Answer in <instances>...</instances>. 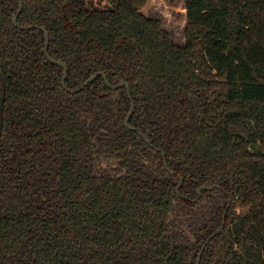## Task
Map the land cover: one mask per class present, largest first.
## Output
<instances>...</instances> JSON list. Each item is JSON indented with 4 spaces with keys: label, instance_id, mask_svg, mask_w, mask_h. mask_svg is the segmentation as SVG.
Instances as JSON below:
<instances>
[{
    "label": "trees",
    "instance_id": "trees-1",
    "mask_svg": "<svg viewBox=\"0 0 264 264\" xmlns=\"http://www.w3.org/2000/svg\"><path fill=\"white\" fill-rule=\"evenodd\" d=\"M147 2L0 0V264H264V0Z\"/></svg>",
    "mask_w": 264,
    "mask_h": 264
},
{
    "label": "rangeland",
    "instance_id": "rangeland-1",
    "mask_svg": "<svg viewBox=\"0 0 264 264\" xmlns=\"http://www.w3.org/2000/svg\"><path fill=\"white\" fill-rule=\"evenodd\" d=\"M185 3L186 0H148L142 13L147 18L158 20L172 39L184 46L187 24Z\"/></svg>",
    "mask_w": 264,
    "mask_h": 264
},
{
    "label": "water",
    "instance_id": "water-1",
    "mask_svg": "<svg viewBox=\"0 0 264 264\" xmlns=\"http://www.w3.org/2000/svg\"><path fill=\"white\" fill-rule=\"evenodd\" d=\"M22 9H23V4H22V2L20 1V8H19L18 12H17V13L14 15V17H13V24L15 25V27H17V28H19V29H22V30H30V29L33 28L32 26H29V27H21V26L17 23L18 18H19V15H20ZM39 29H41V28H39ZM41 30H42V29H41ZM45 39H46V43H45V53H46L47 59H48L52 64L57 65V66L63 68V70H64L63 84L65 85V81H66V79H67V67H66V65H65L64 63L59 62V61H55V60H53V59L49 56V54H48L49 35H48L47 32H45ZM98 76H101V74H100V73L96 74L95 76L91 77L87 82H85V83H84L79 89H77V90H75V91H70V90H69V92H70L71 94H75V93H79V92H81V91H82V90H83L88 84H90L91 82H93V81L95 80V78H97ZM102 76H103V79H104V81H105L106 86L109 87V89H111V90H117V89H119V88H126L127 90H129V85H128L127 83H122V84H120L119 86L111 87V86L109 85L108 81H107V78H106L104 75H102ZM0 83H1V84H0V140H1L2 132H3V128H4V118H3V113H4V103H5V95H6L5 79H4V76H3V74H2L1 72H0ZM133 112H134V105H132L131 112H130L128 118H127L126 121H125V126H126L127 128H129V129H131L130 126H129V120H130V118H131ZM0 148H1V145H0ZM171 174H172V175H175V174H173V173H171ZM182 183H183V180L181 179V183H180V185H179V187H178V189H177V192H178L179 189L181 188ZM201 190H203V188L200 189V190L198 191V194H199V195H200V193H201ZM223 228H224V225H223ZM223 228H222V229H223ZM220 232H221V231H218V232L216 233V235L220 234ZM213 237H214V236H213ZM213 237H211V238H213ZM204 249H205V247L203 248V250H202L201 253L199 254L197 264H201V259H202V256H203V251H204Z\"/></svg>",
    "mask_w": 264,
    "mask_h": 264
}]
</instances>
